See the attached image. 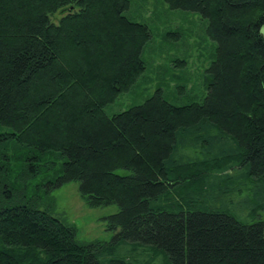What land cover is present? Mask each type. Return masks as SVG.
I'll return each mask as SVG.
<instances>
[{"label": "trees", "instance_id": "trees-1", "mask_svg": "<svg viewBox=\"0 0 264 264\" xmlns=\"http://www.w3.org/2000/svg\"><path fill=\"white\" fill-rule=\"evenodd\" d=\"M163 2L214 43L203 95L108 116L146 71L129 0H0V264H264V0ZM72 182L110 243L55 216Z\"/></svg>", "mask_w": 264, "mask_h": 264}, {"label": "rangeland", "instance_id": "rangeland-1", "mask_svg": "<svg viewBox=\"0 0 264 264\" xmlns=\"http://www.w3.org/2000/svg\"><path fill=\"white\" fill-rule=\"evenodd\" d=\"M126 16L146 24L151 39L144 47L142 59L146 71L126 93L104 109L106 115L138 105L162 88L165 98L177 105L198 100L203 95L202 74L209 66L214 43L204 33L199 15L170 11L163 0H129ZM66 10L50 17L53 23ZM181 92V93H180ZM118 174H127L119 170ZM77 182L62 186L53 193L55 216L75 229V240L81 244L110 243L113 232L106 230V218L117 212L115 205L91 208L78 193ZM136 264H140L136 259Z\"/></svg>", "mask_w": 264, "mask_h": 264}]
</instances>
